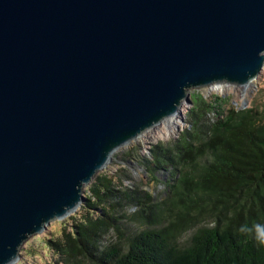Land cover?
Here are the masks:
<instances>
[{
  "label": "water",
  "instance_id": "1",
  "mask_svg": "<svg viewBox=\"0 0 264 264\" xmlns=\"http://www.w3.org/2000/svg\"><path fill=\"white\" fill-rule=\"evenodd\" d=\"M262 66L264 0H0V264L189 90Z\"/></svg>",
  "mask_w": 264,
  "mask_h": 264
},
{
  "label": "trees",
  "instance_id": "2",
  "mask_svg": "<svg viewBox=\"0 0 264 264\" xmlns=\"http://www.w3.org/2000/svg\"><path fill=\"white\" fill-rule=\"evenodd\" d=\"M191 101L180 136L151 150V163L177 171L165 197L154 201L143 190H123L114 175L97 174L72 230L47 240L62 262L264 264L255 238V226H264V80L247 106L224 116L218 96ZM245 226L251 231L242 232Z\"/></svg>",
  "mask_w": 264,
  "mask_h": 264
},
{
  "label": "rangeland",
  "instance_id": "3",
  "mask_svg": "<svg viewBox=\"0 0 264 264\" xmlns=\"http://www.w3.org/2000/svg\"><path fill=\"white\" fill-rule=\"evenodd\" d=\"M263 75L264 66H262L260 74L246 86L222 85L220 91L213 88L215 85L200 87L189 90V97L192 100L194 95H201L205 100L209 101L212 96H218L222 101L220 111L224 116L229 109L238 110L249 104L251 97L263 85ZM244 102L245 105L243 104ZM189 107H192V105L183 102L181 114L175 115L177 119L176 125L166 123L168 121L166 119V121L164 120L154 127L143 131L131 142L114 151L109 163L97 174L102 176L114 175L117 184L123 190L128 188L143 190L154 201L162 200L168 192V184L175 178L177 171H174L172 167H159V165L151 163L153 161L151 150L156 144L168 145L180 136L187 126L186 112ZM91 182L84 186L83 194L88 191ZM81 206L82 204L61 220H51L43 232L30 236L19 249V258L12 264H65L54 253L53 248L47 245V240H62L61 229L72 230L71 225L80 218ZM126 209L128 213H131L135 210V206ZM193 231L194 228H185L178 238L179 244L185 245ZM111 236H113L112 233L108 235V238Z\"/></svg>",
  "mask_w": 264,
  "mask_h": 264
},
{
  "label": "clouds",
  "instance_id": "4",
  "mask_svg": "<svg viewBox=\"0 0 264 264\" xmlns=\"http://www.w3.org/2000/svg\"><path fill=\"white\" fill-rule=\"evenodd\" d=\"M242 232H249L251 231L246 226L241 228ZM255 238L258 241V243L264 245V226L256 225L255 226Z\"/></svg>",
  "mask_w": 264,
  "mask_h": 264
},
{
  "label": "bare ground",
  "instance_id": "5",
  "mask_svg": "<svg viewBox=\"0 0 264 264\" xmlns=\"http://www.w3.org/2000/svg\"><path fill=\"white\" fill-rule=\"evenodd\" d=\"M213 88H214L215 90H219V91H220L221 88H222V85H221V86H219V85H215V86H213ZM167 120H168V121L165 120L166 123L176 125L177 119L175 118V115L169 117Z\"/></svg>",
  "mask_w": 264,
  "mask_h": 264
}]
</instances>
